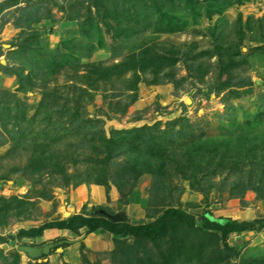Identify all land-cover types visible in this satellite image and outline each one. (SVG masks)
Segmentation results:
<instances>
[{
	"label": "rangeland",
	"instance_id": "1",
	"mask_svg": "<svg viewBox=\"0 0 264 264\" xmlns=\"http://www.w3.org/2000/svg\"><path fill=\"white\" fill-rule=\"evenodd\" d=\"M168 1L143 0L139 16L126 25L102 18L117 0H43L36 14L34 1H22L0 15V91L11 97L7 105L0 95V199L6 202L0 207L11 203L0 214L6 240L0 264H180L177 253H168L180 241L191 264H264V228L226 239L198 220L194 228L170 222L156 239L87 228L19 234L96 209L134 225L154 222L167 208L196 219L207 210L214 218L264 219V0H243L220 14L213 9L221 0ZM146 49L177 63L158 78L141 74L137 90L132 74H115L106 83L79 67L106 71ZM83 124L89 128L72 137V128ZM145 126L155 127L157 136L124 133L125 143L155 149L165 131L163 153L173 161L156 160L161 176L144 173L121 191L113 184H75L70 176L84 172V158L104 139L120 141L124 131ZM188 138L199 144L198 151L190 149L196 164L202 162L199 171L187 172L173 155ZM47 149L68 182L48 171L33 174L31 159ZM115 158L110 171L128 157ZM188 173L199 176L195 187L183 178Z\"/></svg>",
	"mask_w": 264,
	"mask_h": 264
},
{
	"label": "trees",
	"instance_id": "2",
	"mask_svg": "<svg viewBox=\"0 0 264 264\" xmlns=\"http://www.w3.org/2000/svg\"><path fill=\"white\" fill-rule=\"evenodd\" d=\"M30 2L34 1L32 6L34 8V13L40 12V3L43 0H3L0 2V15L3 13L4 10L17 6L21 2ZM136 2L133 5H130V2ZM143 0H117V2H113L112 7L109 9H105L102 18L108 20H114L117 22L118 25H126L134 17L139 16V5L140 2ZM158 0H152L153 3H157ZM216 3L219 0H215ZM221 4H215V8L213 9V13L220 14L223 9L226 7H230L232 5H240L243 3V0H221ZM168 5H172V0H169ZM143 4V3H142ZM217 6L221 8H217ZM119 11V12H118ZM158 15L160 18L164 17L166 13L163 11V8H159L157 6ZM167 12V10H166ZM212 13V12H210ZM34 14L35 19L37 20ZM151 17V16H150ZM148 16V20L150 19ZM27 17H25L26 19ZM119 18V19H118ZM125 18V21L122 22L120 19ZM35 20V21H36ZM148 20L145 21L144 24H148ZM38 21V20H37ZM22 25V23L20 24ZM21 28V26H17ZM122 31H119L117 35H120ZM116 35V37H117ZM177 63V59L175 57H167L165 55H158L155 52L146 49L145 51H140L138 54L132 53L123 58L120 64L115 65L112 69L101 71L98 68L92 67L88 69L87 66H79L83 69H86L87 72L90 70L93 73H96L98 79L103 80L104 82L108 83L111 77L115 74H132L134 77V90H137V82L140 79L141 74H151L155 78H158L166 69L167 67H172ZM231 65L228 64V67ZM0 95L6 96L5 104H9L8 99H11L10 93L5 91H0ZM49 112V111H48ZM47 115V114H46ZM80 117V113L78 110L74 112L72 116V121H78ZM46 118V117H44ZM31 125L34 123L32 119ZM91 123V120H88ZM5 126L6 123H5ZM89 128L83 124V126L76 125L72 128V137L79 136L81 128ZM155 127H142L139 129L127 130L122 133V137H120V141L114 139L113 136L110 138L104 139L102 147L97 146V148H101L97 150V153L92 152L91 156H88L86 161L83 163L86 164V168L82 174L79 175H71L70 177L75 179V184L79 185L82 183H94L97 185H108L113 184L115 185L120 191L123 189L124 186L128 185L130 182H136L141 175L144 173H149L154 176H161L159 165H156V160L158 159L160 163L164 162H172L173 159L171 157H166L165 153H163V144L167 142L165 140L166 132H162V136L158 139L159 142H155L156 145L155 149L143 150L139 145H133V143H125L126 137L123 136L124 133L126 134H142L146 133L149 134V139L151 140L153 136H157L153 133ZM85 137H90L91 142L94 141L95 135H91L90 133L84 134ZM191 137V135H190ZM84 138V137H83ZM139 139V138H137ZM84 138V145H86ZM190 140V141H189ZM88 142V140H87ZM168 143V142H167ZM174 143V141H170L169 145ZM89 144V143H88ZM198 142L194 139H187V142L183 146V151L176 152L174 151L173 155L180 156L179 163L184 165V169L187 172H190L193 169H198V171L202 168V162H196L194 160V154H191L190 149L194 151H198ZM94 146V145H93ZM180 146L178 148H181ZM193 147V148H192ZM78 156L85 152V150L81 152V146L77 147ZM156 150V151H153ZM182 152V153H181ZM51 151L43 150L42 152L38 153L37 156L31 159L32 163V172L33 174H40L43 171H48L50 175L59 177L62 176L66 182L69 181V176L67 172L64 171L63 167L59 165V161L57 157H54L50 154ZM101 153V154H100ZM103 156L102 158L100 156ZM120 156H127L123 162L118 164L117 169L114 171H110L108 169V164L112 161V159L119 158ZM115 158V159H116ZM176 161V160H175ZM178 163V164H179ZM199 176L197 174H185L183 176L184 179L190 181L191 186H196V180ZM17 200V198H14ZM5 201L3 198L0 199V203ZM6 203V202H3ZM23 203V202H22ZM19 202V204H22ZM11 209V203L4 204V206L0 207V214L5 213ZM200 221L202 224V228L207 231L214 232L216 235H219L222 239H226L230 235H239L244 231H257L264 228V219H255V220H232L229 218H214L211 213L207 210L204 211L203 214L199 218H195L194 216L188 214L184 210L178 208H167L163 211V213L151 223H144L140 225H134L128 221H126L123 215H115L110 213L107 210H99L96 209L90 214L89 216H85L83 214L72 215L66 219L62 220H55L48 224H45L39 228H33L31 230H21L20 236L25 238H35L40 237L43 235L44 231L47 229H58V230H70L72 232H78L81 228H87L89 232H93L99 229L107 231L111 234L120 237H127L132 236L137 239H156L158 237L163 236L167 233V227L170 222L180 221L182 222L186 228H194L196 221ZM6 242L4 238H0V243ZM178 245V250H169L168 253L178 254L177 261L180 264H191L192 259L185 258L187 255V243H182L180 241ZM181 246V247H180ZM172 249V248H170ZM180 254V255H179ZM182 256V257H181ZM179 257V258H178ZM18 261V258H16ZM15 260V261H16ZM177 262V263H178ZM200 263V261H199ZM166 264H169L167 262ZM201 264V263H200Z\"/></svg>",
	"mask_w": 264,
	"mask_h": 264
},
{
	"label": "water",
	"instance_id": "3",
	"mask_svg": "<svg viewBox=\"0 0 264 264\" xmlns=\"http://www.w3.org/2000/svg\"><path fill=\"white\" fill-rule=\"evenodd\" d=\"M26 250H29L30 252L34 251V249L33 250H30V248L29 249H26Z\"/></svg>",
	"mask_w": 264,
	"mask_h": 264
}]
</instances>
